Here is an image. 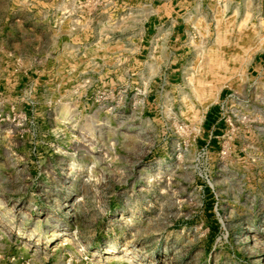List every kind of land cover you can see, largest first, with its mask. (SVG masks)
<instances>
[{
	"label": "rangeland",
	"instance_id": "374dc122",
	"mask_svg": "<svg viewBox=\"0 0 264 264\" xmlns=\"http://www.w3.org/2000/svg\"><path fill=\"white\" fill-rule=\"evenodd\" d=\"M0 264H264V0H0Z\"/></svg>",
	"mask_w": 264,
	"mask_h": 264
},
{
	"label": "bare ground",
	"instance_id": "6f19581e",
	"mask_svg": "<svg viewBox=\"0 0 264 264\" xmlns=\"http://www.w3.org/2000/svg\"><path fill=\"white\" fill-rule=\"evenodd\" d=\"M224 36L220 35L219 38H218V41L221 42L223 40ZM219 60V61H218ZM211 61H218V64H217V67L216 68H219L220 67V64H222V61L220 59H217L216 57H212L211 58ZM211 64V63H210ZM244 65L248 66L249 65V61L246 62ZM214 66V65H213ZM211 68H212V65H211ZM210 76H212V78L216 79L218 76H219V72L216 71V69H210V72H209ZM217 80V79H216ZM221 92H222V87L221 86H217L216 88L214 87V89H210L208 90V93L205 92L206 96L202 98V105H204V110H203V113L200 112L199 109H195V107H188V110L194 114H200L201 115V120H204L205 118V113L207 112L208 110V106L216 99H219L220 98V95H221Z\"/></svg>",
	"mask_w": 264,
	"mask_h": 264
},
{
	"label": "trees",
	"instance_id": "16d2710c",
	"mask_svg": "<svg viewBox=\"0 0 264 264\" xmlns=\"http://www.w3.org/2000/svg\"><path fill=\"white\" fill-rule=\"evenodd\" d=\"M210 116H211V115H210ZM208 119H209V117H208ZM208 119H207V120H208ZM208 121H209V120H208Z\"/></svg>",
	"mask_w": 264,
	"mask_h": 264
},
{
	"label": "crops",
	"instance_id": "0c3cea01",
	"mask_svg": "<svg viewBox=\"0 0 264 264\" xmlns=\"http://www.w3.org/2000/svg\"><path fill=\"white\" fill-rule=\"evenodd\" d=\"M209 125V124H208Z\"/></svg>",
	"mask_w": 264,
	"mask_h": 264
}]
</instances>
